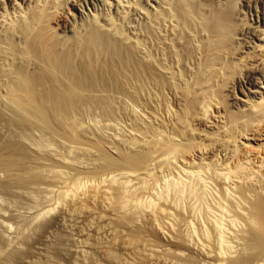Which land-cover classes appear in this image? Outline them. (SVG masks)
Returning <instances> with one entry per match:
<instances>
[{
    "label": "bare ground",
    "instance_id": "bare-ground-1",
    "mask_svg": "<svg viewBox=\"0 0 264 264\" xmlns=\"http://www.w3.org/2000/svg\"><path fill=\"white\" fill-rule=\"evenodd\" d=\"M89 1L0 0V192L58 200L26 248L0 233V264H264V0ZM217 150L227 242L197 192L157 194Z\"/></svg>",
    "mask_w": 264,
    "mask_h": 264
},
{
    "label": "rangeland",
    "instance_id": "rangeland-1",
    "mask_svg": "<svg viewBox=\"0 0 264 264\" xmlns=\"http://www.w3.org/2000/svg\"><path fill=\"white\" fill-rule=\"evenodd\" d=\"M115 1H119V2H121L122 3V8L125 6V5H127V7L126 8H131L132 6H134V4L133 3H137V0H115ZM112 2H114V0H90L88 3H86V4H84L83 6H82V8H81V10H82V13H83V15L84 16H88V17H90V16H92V15H97V16H99V17H102V16H104V15H106V14H110L111 16H114V14H115V11L113 10V8H111V4H112ZM139 2H140V0H139ZM139 2L137 3L138 4V9L140 10V11H147L148 10V8H149V5L151 6L152 4L150 3L149 5L148 4H145V3H143V5L141 6L140 4H141V2H140V4H139ZM120 3V4H121ZM128 3V4H127ZM132 3V4H131ZM20 4V3H19ZM125 4V5H124ZM129 4H131L130 6H129ZM137 4L135 5V6H137ZM109 5V6H108ZM124 5V6H123ZM22 5H20V7H21ZM139 6H141V7H139ZM144 6V7H143ZM249 5L248 4H244V5H242L241 7H244L243 9L241 8V13H243V16L246 18V20H248V22H250V23H252L253 22V19H254V17H253V14H252V11H251V8H250V6L248 7ZM17 8H19V6L17 7ZM111 8V9H110ZM125 8V7H124ZM142 8V9H141ZM108 9V10H107ZM146 9V10H145ZM112 10V11H111ZM129 10H131V9H129ZM249 10V11H248ZM3 11V12H2ZM13 11V12H12ZM114 11V12H113ZM243 11V12H242ZM6 12V13H5ZM16 13V11L14 10V8L12 7V6H10V7H8L6 10H1L0 11V20H2V19H10L11 18V16L13 15V13ZM113 12V13H112ZM247 12V13H246ZM14 13V14H15ZM132 13V12H131ZM131 13L129 12L128 14H130V17L131 18H129V19H131L130 21L132 22L133 21V23L134 24H136V23H139V21L141 20L140 19V15L138 16V14H136L135 15V13H133L134 14V16L133 15H131ZM103 14V15H102ZM102 15V16H101ZM137 16V17H136ZM7 17V18H6ZM138 17H139V20H138ZM137 19V20H136ZM132 23V24H133ZM246 36H250V37H247V39H250L251 40V43L253 44V42L252 41H254L255 42V38H252V36L251 35H246ZM246 36H245V38H246ZM253 39V40H252ZM260 80H263V78H260ZM90 118L93 120V121H95V119H96V123L97 124H100V126L101 125H103L104 123H99V122H103V120L101 121L100 119H98V117L97 118H94V116H90L88 119H89V123H91L90 121H92V120H90ZM88 119H87V121H88ZM98 119V120H97ZM102 119V118H101ZM93 123V122H92ZM48 144V143H47ZM46 144V150L47 149H49L50 148V146H53V144L52 145H47ZM55 145V144H54ZM47 146H49V148L47 147ZM55 147V150H58V152L60 151V150H63V149H61V147L59 146H57L56 147V145L55 146H53V148ZM57 148V149H56ZM64 151V150H63ZM61 153V156H62V151H60ZM222 152V153H221ZM220 152V150H217V151H215V155H216V157H214V158H210V157H206V156H203V157H200V158H198V159H196L195 160V162H193V163H191V164H184V166L181 164L180 165V170L178 169V173L176 172L175 173V175L172 177V175H168V174H165V175H163V178H162V180L160 181V185L158 186V188L160 189V191L159 192H157V194L159 193V194H161V195H164V193L166 194V193H171L172 195H174V192H176L175 193V195L174 196H179V194H180V196L182 195H184V197H186V198H188V197H190V196H192V195H189V194H192V193H194V192H197L198 193V195L200 194V196H197V193H196V197L197 198H195V197H193V199H197V200H199V201H201V203H202V199L204 200L203 202L204 203H202V205L204 204V205H207L206 206V208H211V209H206L207 211L209 210L210 211V213H211V215L213 216V217H211V215L209 214V212H206V211H204L203 209V212H201L200 214H202V215H200L198 212H200V211H196V209H195V212L197 213V215L199 214V216H201V218H200V220H201V222H202V225L200 224V223H198L199 221H198V217L199 216H197L196 214H195V216H197V219H196V222H195V219L194 220H192V225L194 224L196 227L197 226H199V227H201V226H203V224L204 225H207L208 226V224H209V222L206 220V218H204L205 217V215H203V214H206V213H208L207 214V216L208 215H210L209 217H211V220H213V223H214V225H215V223H216V225L218 224V225H220L219 227L220 228H217L218 226H216V228H217V231L216 232H214V231H212L211 229H210V231H212V234L211 235H213L212 237L214 238V237H216L217 238V236H219L218 238H220V239H222V240H225V242H227L229 239H231V238H229V237H232L231 235H229L231 232H229L230 231V227H228L229 225H228V222H229V220L232 218V213L230 214L231 216V218L229 217V215H227V214H229L228 212L230 211V210H228V209H230L229 207H226V209L224 210L223 208H225L224 207V205H226V203H227V201H226V197H225V199H224V197H223V195H220L221 193H222V191L220 190V187L217 185V183L215 182V180L214 179H210V178H214V174L215 173H220V172H222V171H220L221 170V168H222V166L224 165V164H226L227 163V161H229V158H228V156H227V153L226 152H224V151H221ZM226 153V154H224V153ZM66 153V152H65ZM217 153V154H216ZM219 154V155H218ZM63 155L64 156H66V154H64L63 153ZM227 156V157H226ZM224 157H226V158H224ZM213 159V160H212ZM220 159H221V161H220ZM224 160V161H223ZM214 162V163H213ZM216 162H217V165H216ZM220 162V163H219ZM223 162V163H222ZM225 162V163H224ZM196 163V164H195ZM222 163V164H221ZM219 164V165H218ZM206 165V166H205ZM203 166V167H202ZM205 166V167H204ZM202 167V168H201ZM218 169H217V168ZM219 167H221V168H219ZM205 169V170H204ZM208 169V170H207ZM209 169L211 170V171H209ZM215 169V170H214ZM199 170V171H198ZM219 170V171H218ZM202 171V172H201ZM209 171V172H208ZM214 171V172H213ZM189 172V173H188ZM195 172V173H194ZM205 172V173H204ZM184 173V174H183ZM208 173H210V174H208ZM188 174V175H187ZM203 174H204V176H203ZM208 176H207V175ZM211 174H213V176L211 175ZM181 175V176H180ZM193 175V176H192ZM199 175V176H198ZM211 175V176H210ZM170 176V177H169ZM165 177H167L166 179H165ZM177 177V178H176ZM179 177V178H178ZM193 177V178H192ZM196 177V178H195ZM205 177V179H203ZM208 177V178H207ZM172 178V179H171ZM184 180H183V179ZM199 178V179H198ZM201 178V179H200ZM207 178V179H206ZM164 179H165V181H164ZM185 179H186V181H185ZM192 179V180H191ZM166 180H168L167 182H166ZM172 180V181H171ZM174 180V181H173ZM201 181V183H200V181ZM209 180H210V182H209ZM213 180V181H212ZM164 181V182H163ZM170 181V182H169ZM182 181V182H181ZM188 181V185L187 184H185L186 182ZM197 181V182H196ZM208 181V182H207ZM161 182H163V183H161ZM171 182H173V183H171ZM175 182V183H174ZM199 182V183H198ZM214 182V183H213ZM171 183V184H170ZM196 183V184H195ZM213 183V184H212ZM216 183V184H215ZM167 185V184H169V186H170V188L169 187H167L166 185L165 186H163V185ZM184 184H185V187H184ZM190 184V185H189ZM198 184V185H197ZM206 184V185H205ZM208 184V185H207ZM175 185V186H174ZM177 185V186H176ZM179 185V186H178ZM215 185V186H214ZM183 186V187H182ZM211 186V187H210ZM163 187H165V188H163ZM202 187V188H201ZM166 188L167 189H170V191H163V189L164 190H166ZM188 188V189H187ZM198 188V190L196 191V189ZM219 188V189H218ZM189 189H191V190H189ZM193 189H195V190H193ZM172 190V191H171ZM173 190H174V192H173ZM208 190V191H207ZM218 190H220L221 192H219ZM157 191H158V189H157ZM163 191V193H160V192H162ZM192 191V192H191ZM43 192V191H42ZM42 192H40L39 194L37 193V196L38 197H40V198H38L36 195H34L33 194V197L35 198V199H37V200H35L34 198H32L31 196H30V194H29V197H27V198H29L28 200L27 199H25L24 201H25V203H24V201L22 200V199H17V198H14V197H12V198H10V196H8L7 197V195L5 196L4 194H2L1 192H0V225H1V227L2 228H0V230L2 229V230H4V231H0V233L3 235V236H5V238H7L6 239V241H10V240H12L11 241V244L13 243V241L15 242V243H13V245L15 244L16 246H17V244H19V247H21L22 249L25 247L26 248V244L25 243H22V245H20L21 244V242L20 243H18L19 242V240H21L22 238H23V235L25 236V234L27 233H29L28 235H32V232H34V229H37V226H39L38 225V223H43L42 221H49L50 219H52L54 216H55V214H56V212H57V210H54L55 208L53 207V205L55 204V203H57V202H55V201H58L57 200V198H55V195H51L50 194V192L48 193V195H47V191H46V194H42L41 195V193ZM178 192H181V193H179L178 195H176ZM183 192V193H182ZM184 192H185V194H184ZM191 192V193H190ZM201 192H202V194H201ZM216 192V193H215ZM44 193V192H43ZM186 193H188V194H186ZM203 193L205 194V195H203ZM218 193V196L216 195ZM36 194V193H35ZM50 194V195H49ZM158 194V195H159ZM170 195V194H169ZM168 195V196H169ZM186 195V196H185ZM189 195V196H188ZM194 195V194H193ZM210 195V196H209ZM179 196V197H180ZM203 196H204V198H203ZM207 196V197H206ZM37 197V198H36ZM46 197V198H45ZM49 197V198H48ZM53 198V200H52V198ZM170 197V196H169ZM191 197V198H192ZM218 197H219V199H218ZM221 197H223V201H225V204H224V202L222 201V198ZM155 198V197H154ZM170 198H173V197H170ZM207 198V199H206ZM11 199H12V201H11ZM45 201H44V200ZM56 199V200H55ZM174 199V198H173ZM176 199V198H175ZM210 199V200H209ZM9 200V201H8ZM29 200H30V203H29ZM40 200H43V202L42 201H40ZM49 200V201H48ZM208 200V201H207ZM216 200V201H215ZM218 200V201H217ZM221 200V201H220ZM2 201H6L5 203L3 202L2 203ZM31 201H33V202H31ZM48 201V202H47ZM51 201V202H50ZM54 201V202H53ZM199 201H197V202H199ZM217 202V203H215V202ZM8 202V203H7ZM19 202H21V203H19ZM36 204H35V203ZM38 202V203H37ZM40 202V203H39ZM46 202V203H45ZM196 202V203H197ZM221 202H223L222 204H221ZM11 203V204H10ZM50 203V204H49ZM201 203L199 204L201 207H203L202 205H201ZM209 203V204H208ZM5 204V205H4ZM22 204V205H21ZM24 204V205H23ZM38 204V205H37ZM48 204V205H47ZM53 204V205H52ZM217 204V205H216ZM220 204H221V206H220ZM32 205V206H31ZM43 205H45V206H43ZM56 205V204H55ZM54 205V206H55ZM198 204H197V206H199ZM212 205V206H211ZM219 205V206H218ZM7 206V207H6ZM10 206V207H9ZM15 206V207H14ZM17 206V207H16ZM38 206V207H37ZM47 206H48V210H47ZM57 206V205H56ZM55 206V207H56ZM200 206H199V209L201 210V208H200ZM215 206V207H214ZM219 208H217V207ZM223 206V208H220V207H222ZM226 206H229V205H226ZM44 207H46V209L44 208ZM28 208V209H27ZM34 208V209H33ZM50 208H51V211L53 212H50L49 210H50ZM197 208V207H196ZM204 208V207H203ZM38 209V210H37ZM40 209H42V210H40ZM220 209H221V211H220ZM223 209V210H222ZM7 210V211H6ZM32 210V211H31ZM40 210V211H39ZM44 210H47V212L46 211H44ZM201 210V211H202ZM215 210V211H214ZM44 211V212H43ZM55 211V212H54ZM224 211V212H223ZM38 214H37V213ZM206 212V213H205ZM214 212H215V214L217 215V213H219L217 216L214 214ZM222 212L223 213H225L226 214V212H227V214L225 215V214H223V215H221L222 214ZM4 215H2V214ZM50 213H52V215H50ZM14 214V215H13ZM45 214V215H44ZM9 215V216H8ZM24 215V216H23ZM29 215V216H28ZM31 215H32V217H31ZM39 216L40 217V220H39V217H36V216ZM48 216V218H47V216ZM54 215V216H53ZM13 216V217H12ZM224 216V217H223ZM14 217H17V218H14ZM19 217V218H18ZM22 217V218H21ZM24 217V218H23ZM51 217V218H50ZM215 217V218H214ZM223 217V219H221ZM226 217V218H225ZM6 218H9V219H6ZM14 220H13V219ZM25 218H27V219H25ZM33 218H35V219H33ZM37 218H38V221H37ZM47 218V219H46ZM195 218V217H194ZM213 218V219H212ZM228 218V219H227ZM15 219H17V220H15ZM207 219H208V217H207ZM7 220V221H6ZM18 220H19V223H18ZM26 220V221H25ZM34 220L36 221V222H38L36 225H35V223L33 224V222H34ZM208 220H210V218L208 219ZM223 220V221H222ZM5 221V222H4ZM10 221V222H9ZM16 221V222H15ZM21 221V222H20ZM30 221V222H29ZM33 221V222H32ZM40 221V222H39ZM225 221V222H224ZM196 224H195V223ZM205 222H207L208 224H205ZM222 222V223H221ZM9 223V224H8ZM29 223L31 224V226H29ZM225 223V224H224ZM11 224V225H10ZM23 224V225H22ZM17 225V226H16ZM22 225V226H21ZM26 225V226H25ZM27 225H28V227H27ZM193 225V226H194ZM10 226V227H9ZM12 226V227H11ZM34 226V227H33ZM194 226V227H195ZM5 227V228H4ZM16 227V228H15ZM24 227V228H23ZM33 227V228H32ZM36 227V228H35ZM198 227V228H199ZM204 227V229L206 230V229H209L210 227L208 226V228H206V226H203ZM202 227V228H203ZM224 227V228H223ZM226 227V228H225ZM22 228V229H21ZM27 230H26V229ZM31 228V229H30ZM197 228V231H199V229ZM228 228V229H227ZM11 229H13V230H11ZM196 229V228H195ZM220 229H222V230H220ZM26 230V231H25ZM31 230H33L32 232H31ZM6 231H7V233H6ZM10 231V232H9ZM36 231V230H35ZM207 231H209V230H207ZM206 231V232H207ZM209 231V232H210ZM224 231V232H223ZM9 232V233H8ZM19 232H21V233H19ZM23 232V233H22ZM25 232V233H24ZM214 232V233H213ZM219 232V233H218ZM222 232V233H221ZM227 232H229V233H227ZM6 233V234H5ZM35 234H37L36 232H34ZM33 233V236L35 235ZM211 233V232H210ZM9 234V235H8ZM18 234H21V236L19 235V237H17L18 236ZM23 234V235H22ZM26 234V235H27ZM214 234H216V235H214ZM219 234V235H218ZM224 235L223 237H225V238H223L222 237V235ZM226 234H227V237H226ZM15 236V237H14ZM8 238H10V240H8ZM18 238H20V239H18ZM215 238V239H216ZM228 240H227V239ZM16 240H18V241H16ZM9 244V243H8ZM1 248H2V246L0 247V250H1Z\"/></svg>",
    "mask_w": 264,
    "mask_h": 264
}]
</instances>
